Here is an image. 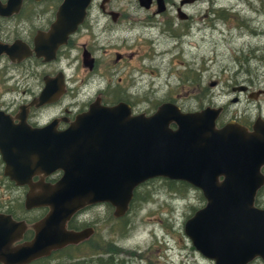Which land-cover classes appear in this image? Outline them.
<instances>
[{
	"label": "flooded vegetation",
	"instance_id": "obj_1",
	"mask_svg": "<svg viewBox=\"0 0 264 264\" xmlns=\"http://www.w3.org/2000/svg\"><path fill=\"white\" fill-rule=\"evenodd\" d=\"M6 1L0 0L1 3ZM193 1L19 0L16 11L0 15V215L25 225L13 246L30 241L34 235L33 224L49 211L47 205L26 202L27 206L26 196L44 194L40 185H52L62 175L59 169L36 170L28 182L17 183L11 178L7 173L6 157L9 155L11 161L13 155L17 158L14 148L27 146L23 142L25 139L32 140L31 144L36 147L51 144V140L60 139L62 131L77 115L88 111L92 105L124 103L131 114L144 115L151 114L163 102L176 105L182 112L202 108L189 109L179 103V99L189 98V66L188 72L182 74L173 71L166 62L152 65L156 54L162 57L167 50L189 38V3ZM214 15L220 16L219 13ZM171 77L177 80L174 86ZM183 85L185 90L181 94L178 89ZM247 88L244 84L230 86L237 94L241 92L248 98H255L257 93H246ZM238 95H233L230 101L238 102ZM205 106L221 107L215 119L216 126L234 121L251 130L255 118L264 120L261 114L251 118L234 114L223 119L226 104ZM22 125V128L45 131L24 135L20 133L22 128L19 130ZM15 169L11 166V175ZM259 171L264 178V164ZM160 178L167 179L153 177L135 186L127 209L121 215L114 216V209L107 202L87 204L76 210L65 222V229L78 231L89 227L91 234L26 264H86L88 259L80 258L75 251L92 241L107 243L106 250H110L114 244L107 241L112 225L115 223L117 231H122L137 189ZM202 199L203 204L192 209V214L204 205L203 196ZM252 204L264 209V180L256 189ZM246 227V230L231 233L251 238V226ZM189 241L194 247L190 238ZM109 255L103 260L106 264H111V253ZM203 257L213 263V259ZM245 264H264V257L253 256Z\"/></svg>",
	"mask_w": 264,
	"mask_h": 264
},
{
	"label": "water",
	"instance_id": "obj_2",
	"mask_svg": "<svg viewBox=\"0 0 264 264\" xmlns=\"http://www.w3.org/2000/svg\"><path fill=\"white\" fill-rule=\"evenodd\" d=\"M18 6L19 0L0 2V15ZM220 111L221 107L204 106L182 112L163 102L144 115L131 114L124 103L92 105L51 144L36 147L25 139L27 146L14 148L17 158L6 157L11 178L28 182L36 170L59 169L62 175L52 185H40L44 194L25 198V203L49 207L33 224L30 241L13 246L25 225L0 215V263L26 264L83 240L91 228L65 229L73 212L107 202L114 216L121 215L133 188L153 177L181 180L201 192L205 203L185 219L183 232L213 264H245L253 256L264 257V209L252 204L264 180L259 171L264 164V120L255 118L251 130L234 121L216 126ZM43 131L25 127L20 133L30 136ZM11 166L17 168L14 175ZM248 224L251 238L231 233L246 230Z\"/></svg>",
	"mask_w": 264,
	"mask_h": 264
},
{
	"label": "rangeland",
	"instance_id": "obj_3",
	"mask_svg": "<svg viewBox=\"0 0 264 264\" xmlns=\"http://www.w3.org/2000/svg\"><path fill=\"white\" fill-rule=\"evenodd\" d=\"M167 51L162 57L156 54L152 65L166 62L182 74L189 66V98L179 99L185 107L226 104L223 119L234 114L245 118L264 115V0L189 3V38ZM176 81L171 77L172 85ZM235 84L248 86L245 92H256V97L231 91ZM178 90L182 94L185 85ZM233 95H238V102L230 101ZM167 180L153 179L137 189L125 218L128 228L126 224L117 231L112 225L107 241L114 244L110 250H106L107 243L92 241L75 253L88 259L86 264H106L103 260L110 253L111 264H213L192 247L183 232L192 209L203 204L200 192L186 183L172 180L169 184Z\"/></svg>",
	"mask_w": 264,
	"mask_h": 264
},
{
	"label": "trees",
	"instance_id": "obj_4",
	"mask_svg": "<svg viewBox=\"0 0 264 264\" xmlns=\"http://www.w3.org/2000/svg\"><path fill=\"white\" fill-rule=\"evenodd\" d=\"M168 183H169V184H172V183H173V181H172V180H168Z\"/></svg>",
	"mask_w": 264,
	"mask_h": 264
},
{
	"label": "bare ground",
	"instance_id": "obj_5",
	"mask_svg": "<svg viewBox=\"0 0 264 264\" xmlns=\"http://www.w3.org/2000/svg\"><path fill=\"white\" fill-rule=\"evenodd\" d=\"M125 251H126V250H125ZM126 252L128 253V252H133V251H126ZM133 254H135V252H133Z\"/></svg>",
	"mask_w": 264,
	"mask_h": 264
}]
</instances>
